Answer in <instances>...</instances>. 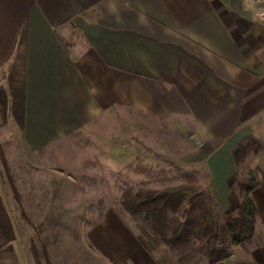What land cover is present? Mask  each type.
<instances>
[{"label": "crops", "instance_id": "1", "mask_svg": "<svg viewBox=\"0 0 264 264\" xmlns=\"http://www.w3.org/2000/svg\"><path fill=\"white\" fill-rule=\"evenodd\" d=\"M257 8L250 0H0V139L46 151L119 106L178 118L207 141L216 210L233 211L231 150L250 135L264 139ZM246 125L254 129L240 136ZM261 178L251 193L253 238L220 264H264ZM1 190L0 264H31ZM89 240L114 264H165L164 247L137 240L113 216Z\"/></svg>", "mask_w": 264, "mask_h": 264}, {"label": "rangeland", "instance_id": "2", "mask_svg": "<svg viewBox=\"0 0 264 264\" xmlns=\"http://www.w3.org/2000/svg\"><path fill=\"white\" fill-rule=\"evenodd\" d=\"M253 129L242 126L240 136ZM195 130L178 118L153 120L141 111L119 106L103 114L89 131L46 151L33 152L9 135L0 139L9 169L7 175L0 159L1 192L31 264H35L32 247L41 264H46L44 251L51 264H114L89 240L108 216L120 221L137 240L164 247L159 249L165 264H208L202 253L194 251L198 247L173 252L159 244L120 204L127 192L174 187L186 175L197 178L211 192L215 182L209 168L212 159L205 156L207 141ZM251 137L260 148L249 150L238 164L233 160L231 196L239 204L238 181L248 172L264 180V139L250 135L233 148Z\"/></svg>", "mask_w": 264, "mask_h": 264}, {"label": "trees", "instance_id": "3", "mask_svg": "<svg viewBox=\"0 0 264 264\" xmlns=\"http://www.w3.org/2000/svg\"><path fill=\"white\" fill-rule=\"evenodd\" d=\"M260 144L251 137L232 150L238 164L249 150H257ZM0 159L4 170L9 169L0 145ZM9 182L16 190L12 179ZM258 182L251 172L237 182L241 202L235 210L219 215L212 193L204 190L192 175L184 176V182L174 187L159 190L139 189L127 192L121 206L135 220L142 222L154 239L173 252L189 250L202 253L208 264H219L229 256L231 247L245 246L253 238L257 217L251 193ZM31 253L35 264H41L34 247ZM46 264H51L44 251Z\"/></svg>", "mask_w": 264, "mask_h": 264}, {"label": "built area", "instance_id": "4", "mask_svg": "<svg viewBox=\"0 0 264 264\" xmlns=\"http://www.w3.org/2000/svg\"><path fill=\"white\" fill-rule=\"evenodd\" d=\"M252 3L257 5V16L264 20V0H250Z\"/></svg>", "mask_w": 264, "mask_h": 264}]
</instances>
